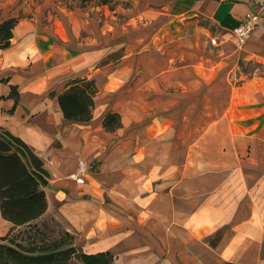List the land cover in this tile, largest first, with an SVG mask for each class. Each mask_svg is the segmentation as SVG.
Masks as SVG:
<instances>
[{"label":"crops","instance_id":"0c3cea01","mask_svg":"<svg viewBox=\"0 0 264 264\" xmlns=\"http://www.w3.org/2000/svg\"><path fill=\"white\" fill-rule=\"evenodd\" d=\"M131 1L157 16L158 39L136 49L141 60L126 49L104 73L108 84H140L141 91L118 99L103 92L91 117L74 121L64 117L57 95L76 78L102 83L99 52L70 43L63 24L59 31L41 22L39 0H0V23L18 18L11 45L0 47V125L50 172L47 211L16 225L0 208V241L15 245V233L54 214L84 252L110 251L115 264H264V80L232 87L220 116L183 147L175 116L185 110L184 89L171 86L184 84L179 68L214 64L180 55L187 62L177 65L167 52L168 36L196 43L209 35L201 20L232 35L259 1ZM151 48L157 58H149ZM13 85L18 100L9 97ZM111 111L122 125L109 131L103 120ZM81 158L89 164L85 183L70 177Z\"/></svg>","mask_w":264,"mask_h":264},{"label":"rangeland","instance_id":"374dc122","mask_svg":"<svg viewBox=\"0 0 264 264\" xmlns=\"http://www.w3.org/2000/svg\"><path fill=\"white\" fill-rule=\"evenodd\" d=\"M257 1L259 7L252 11L261 13V23L243 44H238L230 34L223 35L207 20H201V23L208 26L211 33L198 38L196 43L194 38L177 37L171 41L170 36L167 37V52L175 56L177 65L187 62L180 55L198 56L214 64L201 69L179 68V76L184 84L171 86V89H184L181 102L185 110L175 116L181 126L180 132L183 131L179 133V140L185 143L183 147L193 141L211 120L220 116L227 105L232 87L250 79L264 80V30L257 33L264 22V0ZM39 5L41 22L54 26L59 31L60 25L63 24L68 30L66 33L70 43L80 45L84 50L99 52L97 65L102 67L103 71L102 83L98 85L96 96L105 92L118 99L123 98L125 93L141 91L140 84L118 81L108 84L109 79L104 71L110 70L112 65L121 61L127 52L126 49L134 50L137 59L141 60V52L137 50L143 49L145 45L155 44L153 40L156 42L158 39L157 16L145 13L131 0H39ZM151 18L153 22L150 21ZM212 37L216 38V42H213ZM151 49L153 51L147 49L149 58H157L160 54L156 48ZM106 88L109 90H104ZM149 89L153 90V87L146 88L147 92ZM26 159L30 163L29 158ZM48 184L49 182L45 186ZM56 216L53 214L51 219L45 218L20 230L10 237V241L25 250H34L35 253L70 250L74 247L67 263L85 264L78 256V253L83 251L82 247L63 229L60 216ZM33 247L35 248L32 249ZM111 264H115V258Z\"/></svg>","mask_w":264,"mask_h":264},{"label":"trees","instance_id":"16d2710c","mask_svg":"<svg viewBox=\"0 0 264 264\" xmlns=\"http://www.w3.org/2000/svg\"><path fill=\"white\" fill-rule=\"evenodd\" d=\"M18 18H9L0 23V47L11 45L13 29ZM5 81V79H2ZM98 92L95 79L76 78L59 93L58 100L64 117L68 120L86 121L91 117ZM53 95L56 93L53 92ZM9 97L19 98L17 86H12ZM104 127L115 130L122 125L118 112H108ZM29 158L30 163L25 159ZM50 172L44 160L19 136L0 125V208L2 216L16 225H23L39 218L48 209V197L44 188ZM33 247L32 249H34ZM72 249L35 253L19 244L0 241V264H68ZM78 256L85 264H111L114 256L110 251L86 253ZM225 264H244L226 262Z\"/></svg>","mask_w":264,"mask_h":264},{"label":"built area","instance_id":"2783aa9c","mask_svg":"<svg viewBox=\"0 0 264 264\" xmlns=\"http://www.w3.org/2000/svg\"><path fill=\"white\" fill-rule=\"evenodd\" d=\"M262 15L259 12H248L241 23L232 30V35L235 37L238 44H243L252 35L255 29L260 25ZM213 41H215L213 39ZM89 172V164L84 159L79 160L78 169L72 173L70 177L75 179L78 183H85L86 176Z\"/></svg>","mask_w":264,"mask_h":264}]
</instances>
